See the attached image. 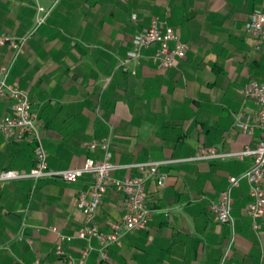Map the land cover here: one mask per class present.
Wrapping results in <instances>:
<instances>
[{
  "label": "crops",
  "instance_id": "crops-1",
  "mask_svg": "<svg viewBox=\"0 0 264 264\" xmlns=\"http://www.w3.org/2000/svg\"><path fill=\"white\" fill-rule=\"evenodd\" d=\"M37 7L50 11L25 40L7 80L28 91L51 169L78 167L87 157L102 159L100 147L90 151L84 143L108 136L111 160L120 165L184 159L201 147L232 151L256 143L259 132L235 127L233 115L254 111L242 88L251 80L264 81V47L256 48L245 29L250 12L264 10V0H0V67L13 57L10 42L34 28ZM153 17L166 21L188 45L185 57L162 71L151 61L155 47H150L139 63L124 68L121 61L133 35ZM10 111L11 101L0 100V118ZM33 149V143L0 135V172L28 171ZM249 162L163 166V184L145 185L153 210L146 227L124 233L119 245L108 247L105 260L91 251L87 264H219L230 228L214 221L209 204L228 176L241 173ZM112 175L138 172L121 168ZM89 182L88 175L73 182H5L0 187V264L35 259L62 264L55 243L58 235H74L82 227L76 198ZM232 198L235 235L224 264H264V217L255 231L246 213V181L233 189ZM125 211V195L109 187L95 220L109 231ZM22 218L27 226L19 239ZM92 244L98 246L95 240ZM83 245L76 238L62 242L77 263Z\"/></svg>",
  "mask_w": 264,
  "mask_h": 264
},
{
  "label": "built area",
  "instance_id": "built-area-1",
  "mask_svg": "<svg viewBox=\"0 0 264 264\" xmlns=\"http://www.w3.org/2000/svg\"><path fill=\"white\" fill-rule=\"evenodd\" d=\"M37 11L34 28L29 34L10 42L14 49L13 57L8 64L0 67V100L9 99L11 101L10 113L0 118V135L33 143L34 165L24 172L14 169L2 170L0 172V187L7 181L18 179L37 181L59 178L73 182L81 176L88 175L90 177L88 186L76 198V207L83 215V225L74 235H58L54 248L57 260L62 264H87L91 251L97 250L99 259L105 260L108 247L113 244L119 245L124 233H131L146 227L153 210L147 204L145 185L148 181L156 182L158 185L163 184L167 177L166 172L162 170L163 166L177 161H240L248 158L250 162L247 168L237 175H229L226 187L219 193L217 199L211 200L209 204L214 221L226 224L230 228L224 253L219 261V264H224L235 235L232 191L243 180L249 185L250 202L246 213L250 217L252 228L255 231L259 230V221L264 217V81L251 80L242 88L244 96L255 103L254 111L246 116L240 112L233 115L235 127L247 134H252L255 130L259 132L253 146L246 145L242 149L232 151H222L216 147H201L193 155L184 159H148L120 165L111 160L110 136H108L101 140H90L84 143V146L90 151L100 147L103 151L102 159L87 157L78 167L51 169L48 165L47 151L41 140L40 121L31 107L28 91L7 80L13 62L21 51L25 40L44 22L50 10L37 7ZM245 29L254 36L256 48L264 47V10H252L245 23ZM150 47H155L154 52L150 55L151 61L156 64L159 70L163 71L173 67L177 60L185 57L188 45L180 39L171 25L153 17L144 30L133 35L131 49L128 51L127 57L121 61V65L125 68L128 62L139 63L143 57V50ZM131 72L134 74L135 70L133 69ZM121 168H134L138 175L122 178L112 175V172ZM109 187H113L125 195L126 211L120 219L111 223L109 231L104 232L99 228L95 218L97 209ZM26 226V220L22 218L18 233L19 239L23 237ZM51 229L56 231V227H51ZM73 238L84 241L83 247L79 250L80 262L78 263L62 248L63 241H70ZM94 240L98 244L97 247L92 244ZM28 264L43 263L39 259H35Z\"/></svg>",
  "mask_w": 264,
  "mask_h": 264
},
{
  "label": "trees",
  "instance_id": "trees-1",
  "mask_svg": "<svg viewBox=\"0 0 264 264\" xmlns=\"http://www.w3.org/2000/svg\"><path fill=\"white\" fill-rule=\"evenodd\" d=\"M34 165V164H33Z\"/></svg>",
  "mask_w": 264,
  "mask_h": 264
}]
</instances>
